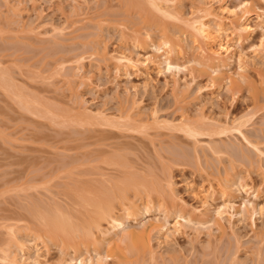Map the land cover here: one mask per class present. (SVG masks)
<instances>
[{
    "label": "rangeland",
    "instance_id": "1",
    "mask_svg": "<svg viewBox=\"0 0 264 264\" xmlns=\"http://www.w3.org/2000/svg\"><path fill=\"white\" fill-rule=\"evenodd\" d=\"M119 1L0 0V75L5 73L9 78L0 81V264H13L2 259L8 250L15 253L19 264H32L27 257L37 259L39 264H67L71 258L80 261L95 257V253L85 251L76 254L58 242L50 241L45 246L43 240L50 239L39 224L55 219L57 212L60 219L64 216L79 222L75 219L79 205L72 195L79 187L101 182L103 190L117 192V185L110 180L119 174L113 170L119 166H108L103 160H119L128 174L159 185L170 178L176 202L184 204L178 211L192 220L175 237L165 231L154 235L153 248L158 252L155 262L147 255L131 256L127 243H122L126 264H264V211L239 218L232 215L233 209L228 210L221 221L225 227L222 235L215 219L223 201L211 195L219 191V175L234 162L246 183L259 189L256 200L255 190L250 198L241 190L237 204L243 207L244 201L251 199L263 205L264 178L259 164L264 166V157L259 163L256 152L238 134L194 139L173 130V124H179L183 115L193 119L205 116L222 123L243 119L253 108L248 85L242 84L241 95L230 92L228 83L221 89L207 90L206 79L192 80L186 71L174 77L151 62L140 72H119L104 59L106 53L111 56L130 50L135 56L144 54L116 25L123 18L116 15ZM200 1L210 5L216 15L205 21L215 35L220 19L227 21V10L238 0ZM196 6L197 0H183L181 9L188 17ZM252 19L248 22L256 30L243 45L232 37L229 25L218 40L233 48L237 60L231 72L245 69L250 77L247 80L260 86L264 29L257 26L264 27V16ZM131 22L126 25L131 27ZM181 41L186 56L181 54L178 59L188 65L185 59L192 56L197 45L191 36H182ZM209 48L218 50L216 43ZM63 73L76 74L73 82H66ZM18 94L23 103H32V110L18 100ZM84 111L109 118L129 113L138 122L147 123L158 118L169 126H151L148 132L144 129L148 134L142 131L145 136L118 127L102 133L78 122ZM245 119L248 121L243 130L248 139L264 148V110ZM209 146L217 153H212ZM179 212L169 215L157 208L139 222H130L118 236L149 220L162 225L167 219L174 229ZM9 226L18 240L8 233ZM15 242L30 248L29 254L15 247ZM98 253L105 257L107 252L102 249ZM117 262L112 259L106 264Z\"/></svg>",
    "mask_w": 264,
    "mask_h": 264
},
{
    "label": "bare ground",
    "instance_id": "2",
    "mask_svg": "<svg viewBox=\"0 0 264 264\" xmlns=\"http://www.w3.org/2000/svg\"><path fill=\"white\" fill-rule=\"evenodd\" d=\"M204 2L197 0L195 12L193 11L194 13L192 12L186 17L185 12L181 9L183 0H120L116 15L122 16L124 19H119L116 25L121 29L122 35L133 43L134 47H137V50H140L144 54L136 53L135 56L128 50V52L130 51L131 53L123 51L115 55L111 54L110 56L105 52L106 54L103 53V55L105 54L104 59L113 63L114 67L119 72H123L124 75H128L132 69L140 72L141 69L147 67L150 62L166 70L174 77L186 71V73H190L192 80L198 78L206 79L208 81V84L205 86L207 90H218L228 83L229 91L234 92L233 94L235 95L241 93L243 89L242 84L246 82L248 85L247 88H249L248 93L251 95L253 108L251 112L244 115L243 119H236L231 123H222L205 116H201L199 119H193L191 116L183 115L179 124H173V130L178 129L185 134V136L194 139L205 136L212 138L215 135L227 136L238 134L246 144L256 152V156L260 158L258 161L261 163V161H263L261 157H264V148H260L259 144L253 143L248 139L243 128L248 121L245 118L264 110V103H261V101L264 102V75L260 74L261 85L257 86L252 79L247 80L248 76L243 72L245 71L244 68L243 71L239 69L236 72H231L232 68H235L237 60L232 51L233 48L226 46L222 43V40L218 39L226 25L230 26L232 37L236 38L238 45L241 46L243 42L252 39L256 28L252 27L248 21L253 20L252 16H264V0H238L234 3L233 7H229L230 9L227 10V21H223V18L220 19L222 21H220L218 27L214 29L215 35L211 33L212 29L205 21L216 15L213 13L214 11L211 6ZM14 10L16 11V9ZM128 20L131 22L130 24H133L131 27L126 25L129 23ZM125 21L128 23H125ZM257 28L264 29L261 25H258ZM153 35H156L157 38H153ZM182 36H191L194 44L197 45L196 49L193 50L192 56L189 55L185 59L188 65L182 61L180 62V59H178L181 54V57L186 56L181 41ZM213 43L217 44L218 50L209 48ZM147 51H150V54L146 53ZM80 58H78L79 63L83 60V57L81 58L82 60ZM240 58L241 56H239V59ZM61 68V70H65V68ZM3 74L0 75V81L8 80V75L5 73ZM62 75L68 79V81H66L68 83L71 81L73 82L76 76L74 73H63ZM19 97L20 95L17 97L18 100H21L23 103L22 96L20 99ZM23 104H27L25 106H30L29 108L34 107L32 103H27V101ZM40 112L38 111V113ZM49 112V114L52 115L51 111ZM79 117V121H77L80 124L82 122L88 125V128L92 127L90 129L93 131L102 133L108 130V128L112 129L118 127L131 132H138V134L141 133V135L145 136L149 127L150 129L153 128L151 126H169L167 121L159 122V120H157L158 118L154 119V123H147L146 120H143L144 122H138L129 113L120 115L116 118H109L102 113L92 114L90 111H84V114H81ZM95 127L97 128L94 129ZM144 129H147V132ZM208 149L212 153H217V150L210 146ZM103 161L108 166L113 167L114 165H118L121 167L113 168V170L117 171L119 174L117 177L111 178L110 180L113 181L115 186L117 185L118 191L115 192L110 188H104L103 190L104 185L101 182H96L94 187L92 184L93 182L90 183V181V185L87 188L82 186L84 188L79 187V189H77L78 191L75 189L77 192L74 190L75 193L73 192L72 195L75 196V203L79 205L78 210L76 209L78 217L76 216L75 218L79 222H74L72 218L65 217V219L64 216L60 219L61 214L59 213L60 217H58L59 214L57 212L55 214V219L44 220L42 221L43 224L41 222V224H39L41 226L40 228H42L41 230H45H43L45 236H48L50 240L47 242L43 240V235L38 236V238L42 239L44 241L43 244L47 247L50 241H53V243L58 242L61 244L62 246H60L63 248L74 249L76 254L84 251L96 254L95 257L90 255L92 257H84L80 261H77L75 258H68L67 264H106L108 260L112 259H117V264H126V258L122 255V243L124 242L127 243V248L130 251L128 252L132 254L131 256L139 258L140 256L143 257L147 255L150 257L149 260L155 262L158 260V252L153 248L154 235H159L165 231V233L171 232V235L175 237L180 231V228H186V223L192 221L191 219H186L185 216L180 213L184 204L176 202L172 180L169 178L165 185H159L154 181L151 182L145 178L139 179L137 176L131 175V173L128 174V172L124 171L122 168L123 165L119 160ZM252 162L254 163V161ZM233 163L234 162H232L230 167L225 168L224 174L219 175V191L215 192V190L211 194L212 196H218V200L223 201V205L220 207L221 209L219 208L220 210L217 211V218L215 219L217 230L222 235L225 231V227L221 221L224 219L223 215L227 214L228 210L233 209L234 213H232V215L235 217L238 216L239 218H243L244 214H251L252 216L260 215L261 212L264 211V204L257 205L251 199H246L243 203V207L237 204V195L241 190H243L246 197L248 196L249 198L256 190L253 186H249L246 183L245 177L241 174V170L236 165L233 166ZM263 168L264 166L262 167V165L259 164V170L264 178ZM98 183L101 185L98 186ZM101 186L103 187L101 188ZM167 191L170 193L168 194ZM258 195L259 189L255 192L254 200L258 198ZM167 198L170 200L167 201ZM157 208H160L169 215H171V213H177L179 212L178 210H180V215L178 216L174 229H171L167 219H165L166 221L162 225H157L155 221L149 220L148 222H143L140 228H128L129 230H126L127 233L118 236L119 231L130 222H139L138 220H140V218L145 217ZM117 209L119 211H117ZM37 222L36 224H38ZM214 227L215 226H213V228ZM9 232L14 233L13 227L9 226L8 233ZM12 233L10 236L18 240V238H16L17 235H15L16 233H14V237ZM15 247L27 250L28 254L31 250L24 244H17V242H15ZM102 249L107 252L106 255H104L105 257H102V254L98 253L99 250L101 251ZM5 252L4 254L6 255L2 258L3 261L6 260L5 263L19 264V259L17 260L15 255H13L15 253L9 250ZM37 255L39 256L38 253ZM27 258L26 260H31L32 264H39L37 259H32V257Z\"/></svg>",
    "mask_w": 264,
    "mask_h": 264
}]
</instances>
